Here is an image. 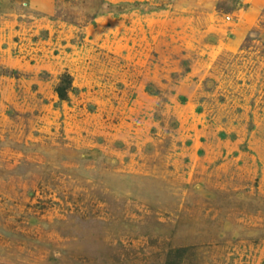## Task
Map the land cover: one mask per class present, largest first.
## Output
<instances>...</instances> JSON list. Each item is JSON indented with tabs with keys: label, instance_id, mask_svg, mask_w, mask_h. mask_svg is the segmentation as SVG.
<instances>
[{
	"label": "rangeland",
	"instance_id": "obj_1",
	"mask_svg": "<svg viewBox=\"0 0 264 264\" xmlns=\"http://www.w3.org/2000/svg\"><path fill=\"white\" fill-rule=\"evenodd\" d=\"M0 264H264V0H0Z\"/></svg>",
	"mask_w": 264,
	"mask_h": 264
},
{
	"label": "trees",
	"instance_id": "obj_2",
	"mask_svg": "<svg viewBox=\"0 0 264 264\" xmlns=\"http://www.w3.org/2000/svg\"><path fill=\"white\" fill-rule=\"evenodd\" d=\"M59 100H67L68 92L75 93L76 88L72 85V78L68 73H64L59 77L57 84L54 87Z\"/></svg>",
	"mask_w": 264,
	"mask_h": 264
}]
</instances>
